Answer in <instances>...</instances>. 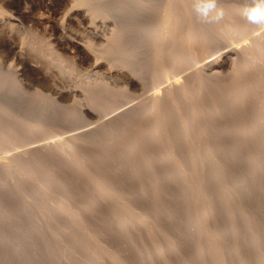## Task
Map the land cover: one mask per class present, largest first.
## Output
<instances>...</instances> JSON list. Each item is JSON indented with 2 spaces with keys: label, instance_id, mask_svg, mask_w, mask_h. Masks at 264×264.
<instances>
[{
  "label": "rangeland",
  "instance_id": "rangeland-1",
  "mask_svg": "<svg viewBox=\"0 0 264 264\" xmlns=\"http://www.w3.org/2000/svg\"><path fill=\"white\" fill-rule=\"evenodd\" d=\"M167 2L168 0H0V115L3 113V115L0 116V120L5 116L8 117L9 120L12 118L17 121L16 127L10 136H6L9 134H5V129L3 128L5 125L1 122L0 138L2 139H0V148L2 150L0 149V162H8L10 161L9 159L14 158H7L10 154L12 155V153H17L15 156L22 159L19 161L20 164L18 162L15 166L13 163H10L13 165H10V169L8 168L11 172H6L5 169V173L3 172L5 175L0 174V183H3L0 184V213L2 212V214H0V264H142L145 257L143 256L140 261L135 260V258L138 259V254H142V252H144V254H153L162 248L164 241H168L164 235L157 237V239H151L153 236L149 232L150 227L147 229L148 227L146 226H152V224H149V222H141V210L134 206L126 208L125 206H120L122 203L119 204L117 196H109V194H107L108 196L106 197L109 199L110 205L108 209L109 212L106 216L109 215L113 223H116L120 218L123 220L122 217L126 214V216H129V219L125 217L128 219L125 220L128 221L127 224L130 225L131 228H136L137 225L140 227L143 224L141 230L143 232L142 242L139 241L136 244V239L130 238L129 243L126 245L127 248L123 250V259L116 262L118 259L117 249L119 248L116 246L118 244H116V242H109L107 248L102 247V243H99L100 238L96 239L93 235L91 238L89 236L90 234L85 232L86 228H83V226L81 227L82 223L79 225V222L76 221L78 220L76 214L78 213V207L83 208L85 203H78L77 206H74L73 203L75 202L67 200L65 196L66 192H64L65 188L61 184V181L58 180V176H54L57 180L55 178L53 179V177L50 179L46 178L47 165L44 164L45 166L43 167L41 165L44 163L43 160H37V157L31 158V156L37 155L33 149L39 147L41 144H45V141H55L62 138L66 135L64 134L65 131L72 129L71 127L73 126L77 127L75 130L81 126L80 129L89 126H99L103 120L108 121L106 119L114 117L118 112L126 110V108L131 105L139 104L148 93L153 91L152 88L155 85L153 81H150L151 83L149 82L148 84V81H146L144 84L145 86L142 84L143 80H150L151 75L154 74L153 68L156 65L155 62H153V58H149L150 49L147 40L151 42L150 39L153 36L154 27L157 28L159 26L160 21L158 19H162L161 16L164 14L163 11L165 7L168 6ZM249 3H251V0H218V6L220 8L225 7L224 13H229V15L231 14L230 11L233 6L242 8ZM241 13L242 9L238 14V21L239 18L242 20ZM194 16L197 15L193 11L188 17L193 20L195 25H201L202 23L197 21ZM238 24V28L235 25L232 29H230L231 27H229V25L226 26L230 32H233V34L231 33L228 37H225L223 32H212V30H210V32L204 36L206 45L201 47L204 53L200 54L197 52L199 55L196 57L188 50L180 49V46H176L175 48L172 47L173 49L170 51H172L173 54L170 56L171 59H169L177 60L182 64L177 76L182 75L185 71L190 72L201 67V69H206L204 64L208 60L213 59L218 60L219 65L222 64L223 67L224 65L229 67L231 64L230 58L227 56L223 58L222 55L228 54L231 48L238 47L244 40L250 39L254 37L255 34L262 33V31L264 32V26L250 25L245 29L242 28L241 23ZM118 25L123 26L122 30L124 32L121 33L119 38H121V41L125 42L124 46L127 51L125 56L132 55L134 63H122V60L124 62L123 54L125 51L122 52L124 46L123 44L120 46L113 45V39L115 32H117ZM239 29H241V32L237 31ZM109 37H112V40H109V42L112 41V45L107 42ZM145 38L148 39L145 40ZM130 39H132V41ZM133 41L134 43H131ZM129 45L134 47L132 48V46ZM122 46L123 48H121ZM130 48H132V50ZM119 50L122 51L120 52ZM240 64L237 63L234 66L235 70L233 66L228 69H226L227 67L225 66V69L228 71H225L222 76L224 78L223 80H225L226 83L228 82L227 84L235 80L233 75L236 73V68H240ZM141 65H144L142 68H147L146 73L142 75L137 72V74H133L134 81H127L131 76L127 72L134 73L136 72L135 68L141 67ZM158 71L159 70H157V72ZM160 80L162 81L163 79ZM87 87L89 88L87 89ZM88 95L92 97L89 98ZM252 97L254 96L252 95ZM4 112H6V114ZM254 115L255 114L251 112L247 116L253 118ZM42 124L44 125L42 126ZM238 126L244 130V121L241 120ZM2 130H4V132ZM61 130L65 131L62 132ZM26 131L28 132V136ZM117 132L118 129L112 127L110 131L106 132L109 136H106L112 138L118 135ZM108 138L106 139L108 140ZM30 141L33 147L28 151L29 147H27V143H31ZM6 142L9 143V145ZM19 142H21V144ZM200 144L198 143L197 146L191 149L186 146L187 148H183V150L181 149L179 151L180 154L177 153V156H180V158L192 159V162H188L190 163L189 165H187L188 163L186 164L187 167L190 166L191 168H183L188 173L186 174V179H181L179 187H188L187 197L183 198V201L178 200L179 203L177 202L184 223L180 236L182 238L189 236L192 245L189 243L188 246L184 245L185 250H182L183 248L181 247V250L176 251L174 256L178 257L172 262L173 264H186L187 255L189 256L191 253L193 255L198 254L200 249L204 246L207 250L200 264H222L220 261L215 263L213 261L217 260V255H215L217 251L222 252L224 250V237L230 232L239 235L244 231L243 224H235L234 226V223L231 224V220L234 218L229 214L223 216L222 219H219L220 213L217 214L216 212L215 214H211L210 217L204 215L208 205L206 206L207 200L203 191L206 188L209 191V195V193L211 194L213 192L215 186L211 184L203 186L200 181V179H202L201 176L205 175L207 178L211 177L213 168L210 165L212 164L209 163V165L204 167V169H206L204 174L197 175V173L194 174L195 172H193L195 165L201 162V156L205 149V146L202 143ZM31 145L29 144V146ZM26 147L28 150L24 149ZM23 150H26V153H24ZM187 152L191 154L188 155L189 153ZM24 155L26 156L25 158H23ZM155 155L149 156L148 159L152 160ZM250 155L251 154L245 155L244 157H246V159L241 160L239 164L246 165L251 163ZM171 158L173 159V157ZM30 159L33 161H29ZM176 164L178 165L180 163L178 162ZM177 165L174 164L173 168ZM14 167L17 168L14 169ZM87 168L88 166H86V169ZM176 170V172H179L180 168ZM238 170H233L235 175H233L231 179L228 178L229 181L227 179V192L229 190L232 192L234 191L232 196L235 206L237 205L236 207L234 206L237 212L248 213L247 211L249 210V212L252 211L251 214L257 216L259 213L258 210L263 207L264 197H260L259 199L256 198L251 205L250 203L245 204L244 200L247 198L246 193L250 194L257 190L261 191L264 188L262 186L263 181L261 180L259 184L256 182L248 184L249 181L246 180L245 182L243 180V169ZM29 172L33 178L29 175ZM20 174L23 176L21 177ZM95 174L97 173L95 172ZM30 178L31 180H29ZM88 178L87 180L89 183L83 181L84 185L80 187L82 188V186H84V189L87 190L89 188V192H92L91 196L98 192L101 193L103 191L101 190V188H103L101 183L97 182L94 178ZM90 179L92 183H90ZM213 180L214 179L211 178L209 181L213 183ZM185 183H187L188 186L187 184L185 186ZM48 184L51 185L48 187ZM45 187L47 189H45ZM91 187H93L94 191L91 190ZM243 187L244 190L239 193L237 190ZM89 192L87 193L89 194ZM74 209H76V211ZM15 211L18 214L15 213ZM47 212L49 213L47 214ZM239 213H235V215H237L236 217H239ZM203 219L206 221L209 220L208 223H202L204 222ZM250 219L244 220L243 223H248ZM256 220L258 223L262 221L261 224H264L262 218L261 221L259 218H252L250 221L255 223ZM27 224L29 225L28 227ZM37 224L39 225L37 226ZM263 226L264 225H262V227ZM60 227H63L64 230ZM163 229L166 235L170 231L164 227ZM221 235V240H218V237H221ZM253 235V242L259 244L258 235ZM146 236L147 238H145ZM149 237L151 238L148 239ZM146 239L147 243L144 244ZM77 240H79V243ZM149 241V247L151 248L145 246L148 245ZM133 244L136 245L134 246ZM100 246L102 248H100ZM254 246H256L255 243ZM86 248L88 251L84 250ZM82 252H84V255ZM103 252L104 254H102ZM247 252L248 251L242 253V260L240 259L239 263L243 264L245 261L244 264H246V261L251 263L253 260L257 261V259H264V249L263 253L261 249H256V251H254L256 254H247ZM162 253L165 254L166 252ZM100 254L101 256H99ZM97 255L99 257H97ZM90 256L91 258H89ZM218 259H221L220 256ZM98 260L101 263L98 262ZM85 261L87 263H85Z\"/></svg>",
  "mask_w": 264,
  "mask_h": 264
},
{
  "label": "bare ground",
  "instance_id": "bare-ground-1",
  "mask_svg": "<svg viewBox=\"0 0 264 264\" xmlns=\"http://www.w3.org/2000/svg\"><path fill=\"white\" fill-rule=\"evenodd\" d=\"M191 2L192 0H168V6L166 5L167 7H165V10L163 11L164 14L161 16L162 19H158L160 21L159 26L157 28L154 27L155 30L153 31V36L150 39L151 42L147 40L148 38H145L150 49L149 58H153V62H155L156 65L153 68L154 74L151 75L150 80H143L142 82L143 86H145L144 84L146 81H148L147 84L150 81L155 83L154 87L152 88L153 91L150 90L151 92L146 95L142 102L131 105L126 108V110L118 112L116 115H114V117L106 119L108 121L103 120L99 126H89L87 128L83 127L84 129H80L82 127L81 126L78 128L80 130H75L77 127L73 126L74 128L71 127L72 129H68L66 131L61 130L62 132L65 131V136L55 141L49 140V142H47V140L45 141V144H41L39 147L33 149L37 155L34 153L35 155L31 156V158L37 157V160L44 161V163L41 165L43 167L47 165V173L45 175L46 178L50 179L53 177L54 179V176H58V180L61 181V184L65 188L64 192H66L65 196L67 200H70V202H75L73 203L74 206H77L78 203L86 204L83 205V208L78 207V213L75 212L79 220L76 221L79 222V225L80 223L83 224H81V227L83 226V228H86L85 232L90 234V237L93 235L96 237V239L100 238L99 243H102V247L107 248L109 242H116V244H118L116 246L119 247L117 249L118 259L116 262H119L123 259V250L127 248L126 245L129 243L130 238L136 239V244L141 241L143 235V232L141 231L143 224L140 227L137 225L136 228H131V226L127 224L128 221L125 220L129 217L126 216V214L122 217L123 220L120 218V220H118L116 223H113L112 219H110V216H106L109 212L108 209L110 205V201H108L109 199L106 197L108 196L107 194H109V196H117L119 204L122 203L120 206H125V208L134 206L141 210V222H149V224H152V226L145 225L148 227L147 229L150 227L149 232L153 236L152 238L149 237L148 239H157V237L164 235V237L168 240L164 241L160 250L153 254H144V252H142V254H138V259L135 258V260L140 261L144 256L145 258L142 264H173L172 262H174L175 258L178 257L174 256L175 252L181 250V247L183 248L182 250H185L184 245L188 246L191 241L190 237L188 236L186 238H182L180 236L184 223L182 221V215L180 214L181 211L178 208V200L183 201V198L187 197L186 195L188 194V187H179L181 179H186V174L188 173L183 168H189L190 166L187 167L186 164L192 159L189 160L184 157L180 158V156H177V153L180 154L179 151L181 149L183 150V148H194L198 145V143H202L206 150H203L201 162L195 165L193 172H195L194 174L197 173V175L204 174V171L206 170L204 167L209 165V163L212 164L210 165L213 168L211 177L207 178L205 175L201 176L202 179H200V181L203 186L210 184L215 186L213 192L211 194L209 193V195V191L206 188L203 191V194L207 200L206 206L208 205L204 215L210 217L211 214H215L216 212L217 214L220 213L219 219H222L223 216L229 214L232 218H234L231 220V224L234 223L233 226L235 224L244 225L243 233L241 232V234L235 235L234 233L230 232L224 237V250L222 252L217 251V254H215L217 255V260H214L213 262L215 263L220 261L222 264H242L239 263V261L242 258L243 252L246 253V251H248L247 254H254L256 249H261L263 253L264 226L262 227V225L264 224H261V218L264 221V203L262 204L263 207L261 209L259 208V213L256 212L259 214H257L258 217L251 214L252 211L249 212V210L247 211L248 213L237 212L234 208L235 203L232 196L234 191L232 192L229 190L227 192L228 187L226 189V182L228 178L231 179V177L235 175L233 170L237 171L238 169H243L242 175L245 182L247 180L249 181L248 184L252 182L259 184V182L262 180V186L264 187V32L262 31V33L260 32L255 34L254 37L244 40L245 43L242 42V44H240L238 47L231 48L228 54L222 55L223 58L226 56L230 58L231 64L229 63V67L233 66V69L237 63L242 64L239 65L240 68L237 67L239 69L236 68V73L233 75L235 80L232 83L227 84L228 82L226 83L222 76L225 71H228L226 69L229 67H227V65H224V67L222 64L219 65V61L214 59L208 60L204 64L206 69H201V67L190 72L185 71L182 73V75L177 76L182 64H180V62L177 60H170V56L173 54L172 51H170L171 49L175 48L176 46H180V49L188 50L193 56L196 57L199 55L198 53H204L203 48L201 47L206 45L204 42V36L208 34L210 30H212V32H223L225 37H228L231 33L233 34V32H230L226 26L229 25V27H231L230 29H232L234 25L237 26L238 23H241L242 28L246 29L251 25L243 16L242 20L239 18L238 21V14L240 13V10L243 9V7L240 8L238 6H231V14H225L224 20L218 25L203 23L201 25L199 24V26L195 25L193 20L188 17L193 12ZM222 9L224 10L226 8L224 7ZM194 18L199 21L197 16H194ZM122 28V25L117 26V32H115L113 39L114 46H120L122 44L124 46L125 42L121 41V38H119L121 33L124 32ZM240 30L241 29L237 31L241 32ZM111 38L112 37H109L107 42H109ZM130 40L132 41V39ZM110 42L109 44L112 45V41ZM131 43H134V41ZM123 46L121 48H123ZM133 47L134 46H132V48ZM132 48L130 49L132 50ZM122 52H124V62L122 60V63H132L134 60L132 55L125 56L127 53L125 46ZM143 66L144 65H141V67H136V72L134 73L127 72L129 75H131L127 81H134L133 74H137V72L144 75V73L147 71V68H142ZM157 70L159 71L157 72ZM160 79L163 80L161 81ZM88 88L89 87H87V89ZM252 95L254 97H252ZM91 97L92 96L90 95L89 98ZM251 112L255 114L253 118L247 116ZM4 113L6 114V112ZM2 115L3 113H1L0 116ZM241 120L244 121V130L238 126ZM1 122H3L5 125V127L3 126L5 129V134H9L6 136H10L16 127L17 121L12 118L9 120L8 117L3 116L0 120V125L2 124ZM43 125L44 124H42V126ZM112 127L118 129V135L108 138L109 135L106 132L110 131ZM2 131L4 132V130ZM27 133L28 132L26 131V134ZM6 136L5 138L7 139ZM105 137L108 138V140ZM19 143L21 144V142ZM7 144L9 145V143ZM29 144L31 145L32 142ZM29 144L27 143L29 150L27 147L24 149L30 151V148L33 146H29ZM25 151L26 150H23L24 153H26ZM16 154L17 153H12L14 156L10 154V156L7 157H14L9 159L10 161H3V163L0 162V164H2L0 165V174H4L5 169L6 172H11V170L9 171V167L12 165L10 163H13L15 166L20 160H22L19 157L17 158V156H15ZM190 154L191 153L188 155ZM247 154H251L250 161L252 162L246 165H240L239 162L246 159L244 156ZM151 155H155V157L152 160H149L148 157ZM168 156L173 157V159ZM25 157L26 156L24 155L23 158ZM167 157L171 159H168ZM29 161L32 162L33 160L30 159ZM178 162L180 163L178 164L179 167L176 164ZM174 164L177 165L174 168H180L181 171L179 170V172H176L177 170L173 168ZM189 164L190 163L187 165ZM86 166H88L87 169ZM17 167H14V169ZM95 172L97 174H95ZM32 173L34 175L33 171ZM29 175L32 176L31 173ZM22 176L23 175H21V177ZM87 176L94 178L97 182L101 183L103 186V188H101V190H103L101 193L96 192L97 194L94 193L95 195L92 194L91 196L92 192H89V188L87 190L84 189V186H82V188L80 187L81 185H84L83 181L85 183L86 181L88 182L89 178ZM211 178L214 179L213 183L209 181ZM29 180H31V178ZM90 183H92L91 179ZM186 184L187 183H185V186ZM50 185L51 184H48V187ZM91 188V190H93V187ZM177 188L179 189L176 190ZM45 189L47 188L45 187ZM242 190H244V187L237 191L241 193ZM87 192H89L90 195ZM246 194L247 198L244 200L245 204L250 203L251 205L256 198L259 199L260 197H264V188L261 191L257 190L253 193ZM76 209L74 210L76 211ZM49 212H47V214ZM15 213L17 212L15 211ZM235 213H239V217H236L237 215H235ZM0 214H2V212ZM250 218H259L261 223H258L257 220L254 223L250 221ZM248 219H250L248 223H243L244 220ZM208 221L209 220H204L202 223L207 224ZM38 225L39 224H37V226ZM162 225L164 228L170 230L167 235ZM28 226L29 225L27 224V227ZM61 229H63V227ZM253 234L258 235L259 244L253 242ZM145 238H147V236ZM221 238L222 235L221 237H218V240H221ZM78 241L79 240H77V242ZM146 243L147 239L144 241V244ZM254 243L256 246H254ZM136 244L133 245L135 246ZM149 245L150 241L148 242V245L145 246L147 248H151ZM102 247L100 246V248ZM84 250L88 251L87 248ZM206 250L207 249L204 246L200 249L198 254L193 255L191 253L189 256L187 255L185 263L200 264L204 255L206 254ZM162 252L166 253L163 254ZM82 254L84 255V252H82ZM102 254H104V252ZM99 256H101V254ZM99 256L97 255V257ZM219 256L221 259H218ZM89 258H91V256ZM98 262L100 261L98 260ZM85 263L87 262L85 261ZM246 264H264V259H257V261L253 260L251 263L246 261Z\"/></svg>",
  "mask_w": 264,
  "mask_h": 264
},
{
  "label": "clouds",
  "instance_id": "clouds-1",
  "mask_svg": "<svg viewBox=\"0 0 264 264\" xmlns=\"http://www.w3.org/2000/svg\"><path fill=\"white\" fill-rule=\"evenodd\" d=\"M192 8L203 24L218 25L225 17L224 10L218 7V0H192ZM241 14L249 24L264 26V0H251Z\"/></svg>",
  "mask_w": 264,
  "mask_h": 264
}]
</instances>
